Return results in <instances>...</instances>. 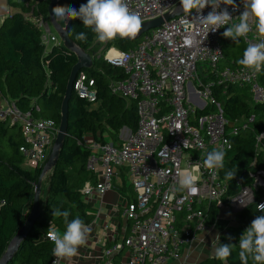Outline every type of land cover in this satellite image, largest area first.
<instances>
[{
  "label": "built area",
  "instance_id": "2783aa9c",
  "mask_svg": "<svg viewBox=\"0 0 264 264\" xmlns=\"http://www.w3.org/2000/svg\"><path fill=\"white\" fill-rule=\"evenodd\" d=\"M8 1L26 7L23 14L40 29L46 51L51 43L63 44L52 30L49 12L42 9L50 0ZM127 2L130 10L139 13L145 22L172 12L180 0ZM224 8L233 16L230 24L238 23L239 15L245 11L244 0H235L234 6L222 3L219 10ZM210 11L209 5L203 15ZM198 15L193 10L189 18ZM183 19L182 13L165 20L129 50L111 46L99 55L93 54V63L97 57L123 69V78H109V89L137 102L138 123L134 131L122 129L119 143L111 139L101 142L87 134L78 141L89 149L87 169L96 178L95 182L86 181L81 189L95 211L94 220L86 225L92 229L97 224L100 230L87 237L92 241L82 246L87 253L78 252L71 259L52 254L51 264H188L199 232L211 230L213 210L219 211L217 221L227 208L233 215L229 226H233L239 213L264 203V126L255 135L258 156L253 168L242 176L230 181L223 169H218L213 177L204 167L207 153L218 146L224 148L227 158L233 139L251 129L256 119V114H252L229 120L222 101L215 95L216 86L248 85L253 104L264 103L260 72L220 67L224 58L222 33L230 25L210 31L207 36L193 19V29H200L196 39L201 42L189 47L184 43L188 33ZM250 23L253 30L243 38L247 44L258 43L264 37L255 30V18ZM74 92L96 102V78L80 71ZM33 104L36 110L40 109L36 102ZM0 120L21 129L24 144L20 151L28 168L44 166L59 133L55 119L37 117L32 110H23L15 100L0 94ZM185 140L189 147H184ZM184 168L192 169L198 177L196 194L179 186L177 172ZM127 188L132 192L127 193ZM111 190H117L123 198L110 212L104 205ZM229 226L219 234L220 241ZM231 241L227 239V243Z\"/></svg>",
  "mask_w": 264,
  "mask_h": 264
},
{
  "label": "trees",
  "instance_id": "16d2710c",
  "mask_svg": "<svg viewBox=\"0 0 264 264\" xmlns=\"http://www.w3.org/2000/svg\"><path fill=\"white\" fill-rule=\"evenodd\" d=\"M8 2L18 9L4 18L0 25V94L15 100L21 109L32 110L37 117L53 118L60 125L68 80L78 57L63 44L54 45L46 51L40 29L23 14L26 7L15 1ZM48 6L49 3H45L42 7L45 13L48 12ZM61 6L80 8L69 0H61ZM82 31L86 33L87 39L77 40V34ZM70 36L81 48L88 50L96 34L85 27L80 18H75L70 25ZM139 41L116 37L104 44V50L111 46L129 50ZM222 42L224 58L220 67H243L237 61L243 57L248 45L244 38L236 42L222 33ZM81 71L96 78L98 100L91 103L73 92L69 102L67 138L58 163L48 179L51 188L46 193L47 200L42 203V210L30 233L7 264H51L54 244L47 237V229L52 224L61 232L66 230L63 217H53L54 208L70 211L69 220L79 217L85 224L94 220L95 211L81 193L86 181L96 180L87 169L89 149L78 144L83 135L87 134L101 142L111 139L119 143L122 129L134 131L137 127V102L111 92L108 85L109 78L125 76L123 69L95 57L93 66ZM259 81L264 85V70L259 74ZM215 95L222 101L225 115L231 121L256 114L252 128L233 139V148L224 159V176L229 171L235 172V177L242 176L253 168L252 163L258 156L255 135L264 126V103L253 104L248 85L216 86ZM34 102L39 105V110H36ZM23 144L21 129L0 120V259L32 209L35 186L44 168L30 169L23 166L24 157L20 151ZM218 215L219 211L213 210L211 224L215 223ZM258 215H264V212H258L251 205L237 215L239 225L229 226L222 236L220 243L235 244L227 264H241L239 240L244 233L241 229L246 230ZM229 237L232 241L227 243ZM201 264L224 262L210 256L202 260ZM249 264H253L251 259Z\"/></svg>",
  "mask_w": 264,
  "mask_h": 264
},
{
  "label": "clouds",
  "instance_id": "9594fccd",
  "mask_svg": "<svg viewBox=\"0 0 264 264\" xmlns=\"http://www.w3.org/2000/svg\"><path fill=\"white\" fill-rule=\"evenodd\" d=\"M222 3L234 6L235 0H180L184 14L182 22L186 25L185 31L188 33L184 39L186 46L191 47L201 42L196 39L200 29H193V19L203 27L207 36L210 31L214 32L225 25H230L223 32V36L238 42L239 38L246 37L253 30L250 20L255 18V30L264 37V0H244L245 11L239 15L238 23L231 24L233 16L228 9L219 10ZM209 5L212 11L205 16L203 9ZM193 10L199 15L190 19ZM52 14L58 23L66 22L69 18H80L83 25L92 29L96 39L101 43L115 39L118 35L122 38H135L142 28L141 16L130 10L127 0H87V3L82 4L79 10L71 6L57 5L52 9ZM76 39L84 41L87 35L82 31L77 34ZM237 63L257 73L264 70V39L258 43L249 42L243 57ZM184 147H189L187 140L184 142ZM225 155L224 148L220 146L207 153L204 167L213 177L217 174L216 170L224 167ZM235 175V172L229 171L225 178L231 180ZM177 176L181 188L191 194L197 193L198 177L192 169L178 170ZM257 211L264 212V203H257ZM52 215L57 218L63 217L66 225L63 233L52 224L47 229V237L54 244L53 255L57 258L71 259L78 254L79 248L86 244L90 228L79 217L69 220L70 211L68 210L54 208ZM234 245L220 243V235L217 234L212 242V254L216 259L227 264ZM239 259L241 264H249V259L253 261V264H264V215H258L240 237Z\"/></svg>",
  "mask_w": 264,
  "mask_h": 264
},
{
  "label": "water",
  "instance_id": "95a60500",
  "mask_svg": "<svg viewBox=\"0 0 264 264\" xmlns=\"http://www.w3.org/2000/svg\"><path fill=\"white\" fill-rule=\"evenodd\" d=\"M79 6L82 4H86L87 0H69ZM61 6V0H50L49 6H48V12L50 15L51 22L55 28V30L60 35L63 45L68 48L70 51L74 52L78 57V62L73 66L68 84L66 93L63 99L62 103V116H61V122L59 125V133L55 140V143L52 147L51 153L49 155V158L44 165V168L39 176V179L35 186V193H34V200L32 209L21 227V229L18 231V233L15 235V237L11 240L10 244L8 245L6 251L4 252L3 256L0 259V264H7L12 257L15 255L16 251L18 250L21 243L26 239L27 235L30 233L33 224L37 220V218L40 215V212L42 210V202H41V195H42V182L45 177V175L51 171L58 163L61 150L65 144L67 133H68V111H69V102L71 99V96L74 92V83L76 81L77 75L83 68H91L93 66V54L89 51L81 48L77 43L74 42V40L70 36V25L72 23V18H69L65 24L58 23L55 20L54 15L52 14V9L57 6ZM182 8L180 2L176 6V8L172 12L166 13L164 16L157 17L155 19L147 20L145 22H142V28L140 32L136 35L135 38H124L128 39L130 41H134L137 39H140L142 35L148 31H150L153 28L159 27L162 25V23L165 20H169L171 18H174L180 14H182ZM118 38H122L119 35ZM126 129V128H125ZM129 130V129H128ZM50 177V176H49ZM50 186L47 188V193L50 192ZM47 200V197L45 198V201Z\"/></svg>",
  "mask_w": 264,
  "mask_h": 264
},
{
  "label": "rangeland",
  "instance_id": "374dc122",
  "mask_svg": "<svg viewBox=\"0 0 264 264\" xmlns=\"http://www.w3.org/2000/svg\"><path fill=\"white\" fill-rule=\"evenodd\" d=\"M17 9H18V7L14 4H10L8 2V0H0V25L2 24L4 18H6L7 16L10 15V14H8L9 10H11L12 13H14ZM60 23L65 24V21H61ZM52 30L57 36H60L58 34V32L55 30V28H53ZM238 40L240 41L241 38H239ZM104 44H105V42L101 43L95 37V39L91 43V47L87 51H89L90 53H92L94 55H99V54L104 52ZM53 46H54V44L51 43L47 47L50 50ZM23 166L25 168H28V165L26 163H23ZM50 173H51V171H49L45 175L43 182H42L43 186H45V184L48 183ZM126 191H127V193H131L132 189L127 188ZM116 192H117V195H115L114 197L110 193L106 197V200H105L106 203L104 206H105V209L108 211H111L112 206L115 203L119 204L120 200H122V198H123L122 195L117 190H116ZM231 218L233 219V215L230 213V211L227 208H225L221 212L220 218L215 222V224L212 225L210 232H199L198 239L194 243V248H193V251L189 257L188 264H201V261L204 260L205 258L210 257V256H214L212 254L213 239L215 238V236L217 234H222L225 232L226 225L229 226V223H230V225L232 223V222H229V220ZM233 226H238V223L234 222ZM94 229H95V231H96V229L100 230V227L97 226V224H96L94 226ZM238 230H239V228H238ZM241 231H245V230L241 229ZM92 232H94V231L91 230V232L89 234H91ZM79 251L81 252V249H79L78 252Z\"/></svg>",
  "mask_w": 264,
  "mask_h": 264
},
{
  "label": "crops",
  "instance_id": "0c3cea01",
  "mask_svg": "<svg viewBox=\"0 0 264 264\" xmlns=\"http://www.w3.org/2000/svg\"><path fill=\"white\" fill-rule=\"evenodd\" d=\"M48 183L47 184H45V186H43L42 185V195H41V202L42 203H44V201H45V198H46V193H47V188H48ZM111 194L113 197L115 196V195H117V192H116V190H111V191H109L108 193H107V195L108 194ZM107 195H106V197H107ZM116 204V203H115ZM112 208H113V206H112ZM112 210V209H111ZM111 212V211H110ZM232 219V218H231ZM230 219V220H231ZM230 220H229V222H230ZM100 223H102V221L100 222ZM95 226V225H94ZM98 226V225H97ZM91 230H93L94 232H92L91 234H88V236L91 238V237H93L95 234H96V232H97V230L98 229H96V231H95V229H94V227L92 228V229H90V232H91ZM92 241L91 240H87V244H90ZM79 249H81V252L79 251V253H87V248L86 247H80ZM98 250V249H97ZM78 258V257H77ZM80 262H83L84 263V260L83 259H81L80 260ZM92 263V262H91Z\"/></svg>",
  "mask_w": 264,
  "mask_h": 264
}]
</instances>
